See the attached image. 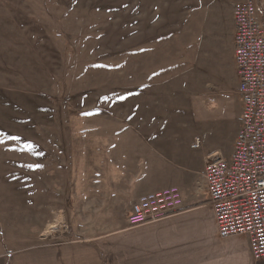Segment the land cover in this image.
<instances>
[{"label":"rangeland","instance_id":"1","mask_svg":"<svg viewBox=\"0 0 264 264\" xmlns=\"http://www.w3.org/2000/svg\"><path fill=\"white\" fill-rule=\"evenodd\" d=\"M240 1L0 0V158L52 155L92 192L122 172L147 173L179 124L187 148L201 139L193 153L228 159L242 113ZM83 195L84 211L67 210L71 226L56 218L44 238L58 227L107 230L94 217L120 220L130 206Z\"/></svg>","mask_w":264,"mask_h":264},{"label":"crops","instance_id":"2","mask_svg":"<svg viewBox=\"0 0 264 264\" xmlns=\"http://www.w3.org/2000/svg\"><path fill=\"white\" fill-rule=\"evenodd\" d=\"M171 126L166 130L173 131L170 135L176 141L170 145L162 138L167 155L154 152L147 161V173L122 172L113 188H101L99 181L92 192L80 185L79 176L63 171L64 162H54L52 155L1 157L0 264H264V258L253 257L248 236L219 235L204 176L208 158L219 155L218 151L193 153L192 149L202 147L201 139L196 137L187 148L186 132L179 124ZM197 139L200 146L195 148ZM174 186L182 193L179 211L129 225L127 210L140 197ZM83 193L88 199L93 196L130 206L120 220L92 218L96 225H107V230L84 234L71 228L68 234L55 228L44 238L56 218L70 225L68 208L84 211L79 206ZM80 216L78 224L83 226L86 223Z\"/></svg>","mask_w":264,"mask_h":264},{"label":"built area","instance_id":"3","mask_svg":"<svg viewBox=\"0 0 264 264\" xmlns=\"http://www.w3.org/2000/svg\"><path fill=\"white\" fill-rule=\"evenodd\" d=\"M234 20L241 123L231 157L208 158L204 176L219 235L222 238L248 236L253 257L263 259L264 0L237 2ZM199 146L197 139L193 147ZM182 202L181 191L175 186L143 195L127 210L128 223L136 226L164 218L179 211Z\"/></svg>","mask_w":264,"mask_h":264},{"label":"bare ground","instance_id":"4","mask_svg":"<svg viewBox=\"0 0 264 264\" xmlns=\"http://www.w3.org/2000/svg\"><path fill=\"white\" fill-rule=\"evenodd\" d=\"M220 155V154H219Z\"/></svg>","mask_w":264,"mask_h":264}]
</instances>
